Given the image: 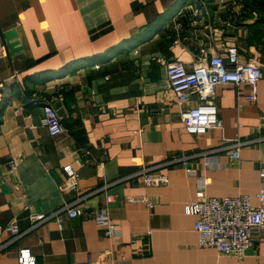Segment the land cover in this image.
<instances>
[{
    "label": "crops",
    "instance_id": "1",
    "mask_svg": "<svg viewBox=\"0 0 264 264\" xmlns=\"http://www.w3.org/2000/svg\"><path fill=\"white\" fill-rule=\"evenodd\" d=\"M190 0H0V264L28 248L38 264H264V241L243 259L201 247L187 202L249 195L264 188V78L258 100L245 84L216 87L221 127L189 133L167 64L189 67L200 48L264 70V1L209 4L190 26ZM179 19V20H178ZM182 21L180 31L169 30ZM56 107L65 131L53 138L41 101ZM250 141L239 158L227 145ZM89 152V153H88ZM210 152V153H209ZM220 167H206L207 156ZM189 157L186 166L176 161ZM19 161L9 172V162ZM66 165L79 174L71 185ZM161 166L167 185L148 186L145 167ZM112 196V200L108 197ZM154 202L148 207L139 198ZM108 209L115 235L87 216H32L66 204Z\"/></svg>",
    "mask_w": 264,
    "mask_h": 264
},
{
    "label": "built area",
    "instance_id": "2",
    "mask_svg": "<svg viewBox=\"0 0 264 264\" xmlns=\"http://www.w3.org/2000/svg\"><path fill=\"white\" fill-rule=\"evenodd\" d=\"M223 1V0H221ZM204 0H190L179 12V19L190 18V26L198 24L205 16L202 14ZM178 19V20H179ZM177 21V20H176ZM183 28L182 21L173 23L169 30L180 31ZM166 75L171 90L176 96L179 105L196 100V106L183 108L180 116L186 130L191 134L206 133L210 129L221 127L218 106L216 102V87L224 84L237 86L247 85L249 90L244 97L249 102L258 100L259 83L264 78V70L257 61L242 62L237 47H229L226 55L214 54L206 46L200 48L197 58L189 67L182 60H172L167 64ZM43 123L49 135L53 138L63 134L61 117L51 101L42 100ZM251 143L236 139L229 143V149L233 158H239L241 148ZM89 153V152H88ZM210 153V152H209ZM188 156L177 158L176 161L186 166L188 174L193 171L188 167ZM19 165L17 159L9 162V172ZM206 167H220L216 157L207 156L204 162ZM161 166L145 167L135 176H142L148 186L167 185L168 176L160 173ZM71 185L74 186L79 174L71 166L66 165ZM264 180V168L260 172ZM258 205H253L249 195L211 197L200 189L197 198L187 202L185 213L195 215V229L199 236L198 244L201 247L216 248L220 254L231 255L238 259L245 258L251 250L264 241V188L256 194ZM112 200V196L108 197ZM152 208L155 204L148 197L138 199ZM75 201L59 208L51 213L40 212L32 216L34 225L50 219H56L61 225V213H67L70 217L87 216L104 226V236L111 238L115 235L116 225L111 221L108 209L89 208ZM17 264H38L30 249L23 248L17 257Z\"/></svg>",
    "mask_w": 264,
    "mask_h": 264
},
{
    "label": "rangeland",
    "instance_id": "3",
    "mask_svg": "<svg viewBox=\"0 0 264 264\" xmlns=\"http://www.w3.org/2000/svg\"><path fill=\"white\" fill-rule=\"evenodd\" d=\"M228 0H223V1H221V0H204V8L202 9V14L205 16V17H207L208 16V13H207V11H208V8L207 7H209V4H214V5H216V4H223L224 2H227ZM242 1H244V2H253V1H255V0H242ZM256 1H261V0H256ZM264 1V0H263Z\"/></svg>",
    "mask_w": 264,
    "mask_h": 264
}]
</instances>
